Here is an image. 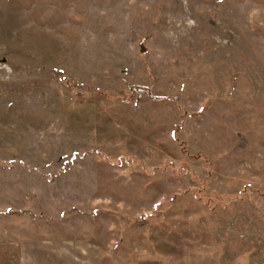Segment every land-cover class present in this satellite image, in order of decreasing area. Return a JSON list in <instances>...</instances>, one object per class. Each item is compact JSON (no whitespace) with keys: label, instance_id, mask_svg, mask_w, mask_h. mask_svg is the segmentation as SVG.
Instances as JSON below:
<instances>
[{"label":"rangeland","instance_id":"rangeland-1","mask_svg":"<svg viewBox=\"0 0 264 264\" xmlns=\"http://www.w3.org/2000/svg\"><path fill=\"white\" fill-rule=\"evenodd\" d=\"M57 259L264 264V0H0V264Z\"/></svg>","mask_w":264,"mask_h":264},{"label":"crops","instance_id":"crops-1","mask_svg":"<svg viewBox=\"0 0 264 264\" xmlns=\"http://www.w3.org/2000/svg\"><path fill=\"white\" fill-rule=\"evenodd\" d=\"M55 256V258H57L58 256L57 255H54ZM58 261V259L56 260V262ZM57 264H58V262H57Z\"/></svg>","mask_w":264,"mask_h":264}]
</instances>
